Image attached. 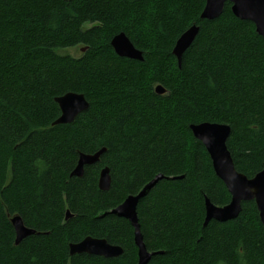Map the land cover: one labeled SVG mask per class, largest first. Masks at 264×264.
<instances>
[{"label":"trees","instance_id":"trees-1","mask_svg":"<svg viewBox=\"0 0 264 264\" xmlns=\"http://www.w3.org/2000/svg\"><path fill=\"white\" fill-rule=\"evenodd\" d=\"M205 0H0V264H136L133 228L111 210L148 185L137 204L147 264H264V227L254 201L233 219L205 223L204 197L230 195L192 123L230 126L237 171L264 163V37L231 4L201 19ZM192 24L198 34L172 54ZM89 25V26H87ZM123 32L143 59L116 55ZM86 47L78 57L64 48ZM161 85L165 92L154 91ZM89 103L70 123L55 97ZM105 148L70 175L79 153ZM109 167V190L98 188ZM71 217L65 220V212ZM35 230L14 244L10 218ZM86 236L119 245L118 257L69 254Z\"/></svg>","mask_w":264,"mask_h":264},{"label":"water","instance_id":"water-1","mask_svg":"<svg viewBox=\"0 0 264 264\" xmlns=\"http://www.w3.org/2000/svg\"><path fill=\"white\" fill-rule=\"evenodd\" d=\"M232 3L231 10L233 14L242 20H249L255 24L256 32L264 37V0H206V8L203 11L202 18L213 19L223 11L224 3ZM199 27L193 26L187 32L183 33L177 40L172 53L180 60L182 53L192 44ZM110 45L120 57H127L136 60H142V52L135 49L129 38L124 33L115 35L110 40ZM159 92V89L156 88ZM54 101L60 109L59 117L53 122L55 124H64L72 122L78 113L88 108V101L82 93L67 92L61 96L55 97ZM193 135L202 140L211 154V159L215 174L222 179L227 186L228 191L232 194L231 201L224 207H217L207 203L206 217L217 220H227L237 214L240 209L238 201L242 199L257 200V206L262 217L264 225V168L258 172L254 179L247 180L246 176L239 173L233 166L230 152L227 149V139L230 135V126L223 123L205 122L201 125H189ZM106 149L103 148L96 153H81L77 163L70 175L81 177L84 166L92 165L99 159ZM110 178L108 169H102L101 177L98 181V187L102 191L109 190ZM148 185H146L147 187ZM143 193V191H142ZM138 194L136 197L129 196L126 201L117 206L113 212L123 214L130 220L133 227L134 240L139 248V258L137 264H146L154 253L146 250L142 240L138 216L136 213V202L143 195ZM242 194V195H240ZM71 217L69 211H66L65 220ZM206 221V220H205ZM11 225L14 229V244L18 245L22 239L34 234L35 230L25 226L19 215H13L10 218ZM70 254L93 252L96 255L105 257H118L122 254V248L109 244L105 239H99L87 236L83 241L69 244Z\"/></svg>","mask_w":264,"mask_h":264},{"label":"bare ground","instance_id":"bare-ground-1","mask_svg":"<svg viewBox=\"0 0 264 264\" xmlns=\"http://www.w3.org/2000/svg\"><path fill=\"white\" fill-rule=\"evenodd\" d=\"M205 2H206V0H205ZM226 2H229L230 4H231V6H232V3L230 2V1H226ZM225 2V3H226ZM225 3H224V6H225ZM231 6H230V10H231ZM205 8H206V3H204V6H203V8H202V11H201V13H200V18L201 19H206V18H202L201 17V15H203V11L205 10ZM223 9H224V7H223ZM223 12V11H222ZM231 12H232V10H231ZM222 14V13H221ZM220 14V15H221ZM232 14H233V12H232ZM234 15V14H233ZM219 16V15H218ZM217 16V17H218ZM235 16V15H234ZM216 17V18H217ZM236 17V16H235ZM238 18V17H237ZM213 19H215V18H213ZM239 19V18H238ZM242 20V19H241ZM249 21V20H248ZM250 22H252V21H250ZM253 23V22H252ZM253 25H254V27H255V24L253 23ZM193 26H197L196 24H192L190 27H188L184 32H182L180 35H179V37L176 39V41H175V43H174V46H173V48L175 47V45H176V42H177V40L180 38V36L183 34V33H185V32H187L191 27H193ZM197 27H199V26H197ZM255 31H256V27H255ZM120 33H123V32H120ZM257 33V32H256ZM119 34V33H118ZM258 34V33H257ZM117 35V34H116ZM115 36V35H114ZM113 36V37H114ZM261 36V35H260ZM112 37V38H113ZM263 37V36H262ZM111 38V39H112ZM130 40V39H129ZM131 42V41H130ZM132 43V42H131ZM132 45H133V43H132ZM134 46V45H133ZM134 48L135 49H137L135 46H134ZM173 48H172V51H173ZM85 49H86V47H82V48H80V50L81 51H85ZM113 49V48H112ZM188 49V48H187ZM139 50V49H138ZM114 51V50H113ZM141 51V50H140ZM186 51V50H185ZM184 51V52H185ZM142 52V51H141ZM114 53L116 54V55H118L115 51H114ZM173 54V53H172ZM174 55V54H173ZM182 55H183V53H182ZM182 55H181V58H180V60H178V58H177V56H175V58L177 59V62H178V65L180 66L181 65V59H182ZM119 56V55H118ZM142 56H143V54H142ZM127 58V57H126ZM129 59H131V58H129ZM136 60V59H135ZM156 88L157 89H159V92H157L156 91ZM154 91L156 92V93H158V94H163L164 92H165V89L161 86V85H156L155 87H154ZM88 106H89V103H88ZM87 110V109H86ZM83 112V111H82ZM79 114V113H78ZM59 117V116H58ZM57 117V118H58ZM56 118V119H57ZM55 119V120H56ZM54 120V121H55ZM53 121V122H54ZM53 122H52V125H53ZM207 122V121H206ZM202 123H205V121L204 122H200V123H192V124H190V125H195V126H197V125H201ZM223 124H225V123H223ZM55 125H57V124H55ZM191 130V129H190ZM192 132V131H191ZM192 135H193V133H192ZM194 136V135H193ZM195 137V136H194ZM196 138V137H195ZM197 139V138H196ZM203 145H204V147H205V149H206V151H207V153H208V155H209V157H210V160H211V164H212V168H213V170H214V167H213V163H212V159H211V154L209 153V151H208V149L206 148V146H205V144L202 142V140H200V139H198ZM226 145H227V143H226ZM101 149H103V148H101ZM101 149H99V150H101ZM227 149H228V147H227ZM99 150H97L96 152H98ZM228 151H229V149H228ZM96 152H94V153H96ZM230 152V151H229ZM82 153V152H81ZM81 153H79L78 154V157H79V155L81 154ZM93 154V153H92ZM101 155V154H100ZM230 158H231V161H232V164H233V166H234V168H235V165H234V161H233V158H232V155H231V153H230ZM99 159H100V156H99ZM99 159H98V161H99ZM78 160V159H77ZM97 161V162H98ZM108 169V175H109V178H110V183H111V175H110V170H109V167H107V166H104L103 168H101V170L99 171V175H98V181H99V178L101 177V171H102V169ZM264 168V163H263V165H262V168L258 171V172H260L262 169ZM74 169V168H73ZM73 169H72V171H73ZM236 169V168H235ZM71 171V172H72ZM239 172V171H238ZM257 172V173H258ZM214 173H215V170H214ZM239 173H241V172H239ZM257 173H255L252 177H247L245 174H243V175H245L247 178V180H252V179H254V177H255V175L257 174ZM217 177H218V175L217 174H215ZM219 179H220V177H218ZM222 182H223V184L225 185V187H226V189H227V186H226V183L222 180V179H220ZM98 181H97V185H98ZM110 187V186H109ZM99 188V187H98ZM147 188H146V185L143 187V188H141L136 194H129L127 197H125V199L120 203V204H118L117 206H120L121 204H123L125 201H126V199L129 197V196H133V197H136L138 194H140V193H142V191H143V193L142 194H144V192H145V190H146ZM227 191H228V189H227ZM228 193H229V195H230V199H229V201H228V203L231 201V199H232V194L228 191ZM240 195H242V194H240ZM143 195H141V197H142ZM141 197H139V198H141ZM139 200V199H138ZM138 200H137V202H136V213H137V204H138ZM244 201H254V203H255V205H256V209H257V212H258V217H259V221H260V223L262 224V226L264 227V225H263V221H262V217H261V215H260V211H259V209H258V206H257V200H255V198H252V199H249V200H247V199H241L240 198V200L238 201V205L240 206V209H239V211L237 212V214L235 215V216H233L232 218H229V219H233L234 217H236L238 214H239V212H240V210H241V204H242V202H244ZM207 203H210V204H213L212 202H210V200L207 198V197H204V208H205V219H204V221H205V223L206 222H208L209 220H211V219H214V218H209V219H207V217H206V211H207ZM228 203H226V204H228ZM226 204H224V205H215V204H213L214 206H217V207H224ZM116 206V207H117ZM116 207H114L111 211L113 212V210L116 208ZM68 211V210H67ZM113 213H115V212H113ZM115 214H117V215H119V216H122V217H124V218H126L129 222H130V220L127 218V217H125L123 214H118V213H115ZM65 215H66V212H65ZM229 219H227V220H229ZM215 220H217V219H215ZM219 221H225V220H219ZM138 223H139V221H138ZM139 226H140V224H139ZM27 227V226H26ZM29 228V227H28ZM133 228V227H132ZM140 232H141V230H140ZM14 235H15V233H14ZM141 236H142V233H141ZM87 237V236H86ZM86 237H84L83 239H81L80 241H83ZM91 237V236H90ZM99 239H104V238H99ZM14 240H15V238H14ZM106 240V239H105ZM133 240H134V234H133ZM142 240H143V237H142ZM80 241H78V242H80ZM72 243H77V242H72ZM109 243V242H108ZM134 243H135V240H134ZM143 243H144V241H143ZM70 244V243H69ZM110 244V243H109ZM111 245H114V244H111ZM135 245H136V243H135ZM144 245H145V243H144ZM115 246H119V245H115ZM120 247V246H119ZM136 247H137V261H138V258H139V248H138V246L136 245ZM121 248V247H120ZM145 248H146V246H145ZM68 249H69V245H68ZM147 250V249H146ZM148 251V250H147ZM148 252H150V251H148ZM83 253H86V254H92V255H96V254H94L93 252H83ZM150 253H153V252H150ZM69 254H70V251H69ZM75 254H80V253H75ZM155 254V253H154ZM71 255V254H70ZM73 255V254H72ZM98 256H102V257H105V256H103V255H98ZM136 264H137V262H136ZM147 264V263H146Z\"/></svg>","mask_w":264,"mask_h":264},{"label":"rangeland","instance_id":"rangeland-1","mask_svg":"<svg viewBox=\"0 0 264 264\" xmlns=\"http://www.w3.org/2000/svg\"><path fill=\"white\" fill-rule=\"evenodd\" d=\"M58 52L61 54H69L74 57H78L81 54L79 47L64 48V49H60Z\"/></svg>","mask_w":264,"mask_h":264},{"label":"flooded vegetation","instance_id":"flooded-vegetation-1","mask_svg":"<svg viewBox=\"0 0 264 264\" xmlns=\"http://www.w3.org/2000/svg\"><path fill=\"white\" fill-rule=\"evenodd\" d=\"M83 239V238H82ZM80 241V240H79ZM78 242V241H77ZM69 245V244H68Z\"/></svg>","mask_w":264,"mask_h":264}]
</instances>
